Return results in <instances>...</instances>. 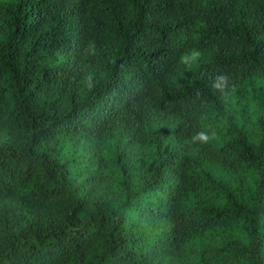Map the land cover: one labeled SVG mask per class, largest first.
Instances as JSON below:
<instances>
[{
	"label": "trees",
	"instance_id": "1",
	"mask_svg": "<svg viewBox=\"0 0 264 264\" xmlns=\"http://www.w3.org/2000/svg\"><path fill=\"white\" fill-rule=\"evenodd\" d=\"M0 264H264V0H0Z\"/></svg>",
	"mask_w": 264,
	"mask_h": 264
},
{
	"label": "clouds",
	"instance_id": "2",
	"mask_svg": "<svg viewBox=\"0 0 264 264\" xmlns=\"http://www.w3.org/2000/svg\"><path fill=\"white\" fill-rule=\"evenodd\" d=\"M199 55H200V53L198 51L192 52V58L193 59L198 58ZM180 60L182 63L185 62V56H181ZM214 138H215V133H212L211 135H209L208 133L201 131V132L197 133V135L192 138V142L193 143H198V142L199 143H208Z\"/></svg>",
	"mask_w": 264,
	"mask_h": 264
}]
</instances>
